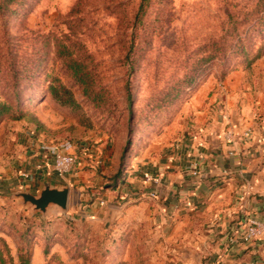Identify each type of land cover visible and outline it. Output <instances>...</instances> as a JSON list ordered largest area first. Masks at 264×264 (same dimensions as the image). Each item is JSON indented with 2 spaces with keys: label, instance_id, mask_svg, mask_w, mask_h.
<instances>
[{
  "label": "rangeland",
  "instance_id": "obj_1",
  "mask_svg": "<svg viewBox=\"0 0 264 264\" xmlns=\"http://www.w3.org/2000/svg\"><path fill=\"white\" fill-rule=\"evenodd\" d=\"M138 3L23 0L0 20V55L17 70L38 69L22 80L15 101L4 81L9 66L0 61V102L12 105L0 120V168L24 167L16 133L23 147L87 146L102 158L78 154L77 173L86 177L70 188L66 211L51 205L41 215L16 196L21 189L0 188V264H175L178 248L165 232L157 236L149 224L118 228L108 215L88 218L92 194L130 192L136 166L165 158L183 140L192 102L207 87L235 73L252 87L264 80V0H150L130 49ZM58 41L85 66L99 105L64 67ZM52 85L69 90L76 106L57 104Z\"/></svg>",
  "mask_w": 264,
  "mask_h": 264
},
{
  "label": "crops",
  "instance_id": "obj_2",
  "mask_svg": "<svg viewBox=\"0 0 264 264\" xmlns=\"http://www.w3.org/2000/svg\"><path fill=\"white\" fill-rule=\"evenodd\" d=\"M243 75L235 73L212 86V92L207 87L192 102L193 117L183 140L165 158L136 166V179L128 182L133 183L130 192L92 194L88 218L108 215L119 221L118 228L149 224L157 236L165 232L161 236L178 248L175 264H264V236L250 243L241 240L248 218L264 222V80L252 87ZM15 135L20 143V135ZM17 143L16 157L24 167L18 173L11 170L15 162L8 169L1 167L0 188L38 192L42 172L34 167L43 165V154L53 145L66 153L102 159L99 153L92 157L83 147L68 144ZM194 163L198 176L191 174ZM77 172L48 177L52 184L70 189L86 177ZM143 174L159 182L146 183ZM150 192L156 197L149 198Z\"/></svg>",
  "mask_w": 264,
  "mask_h": 264
},
{
  "label": "trees",
  "instance_id": "obj_3",
  "mask_svg": "<svg viewBox=\"0 0 264 264\" xmlns=\"http://www.w3.org/2000/svg\"><path fill=\"white\" fill-rule=\"evenodd\" d=\"M23 0H0V20L5 19L12 14H14ZM150 6V0H139L136 11L133 15L131 42L130 49L134 43V34L137 30V27L142 24L143 18L146 16ZM241 41L238 38L237 43ZM56 52L59 57H62V62L64 67L70 72L71 77L76 83L82 87L83 95L88 98L94 104H100L101 98L99 97V92L91 84V76L86 70L83 63L76 57L71 54L70 49L63 42L58 41L55 43ZM222 60L228 56L226 52H223ZM3 61L4 64L8 65L9 68L4 75V81L10 82L11 92L14 94V100L16 101V89L20 86L22 80L29 79L32 80L37 77L38 69L32 67L29 70H17L15 69L14 63H11V60H8V57L0 55V61ZM253 60V59H252ZM250 60L248 64L251 63ZM30 63V62H29ZM24 75V76H23ZM127 89V82H126ZM49 94L52 99L59 104L60 106L75 107L76 103L73 99V96L69 90L59 85H52L49 87ZM12 111V105L7 102H0V120L7 116Z\"/></svg>",
  "mask_w": 264,
  "mask_h": 264
},
{
  "label": "built area",
  "instance_id": "obj_4",
  "mask_svg": "<svg viewBox=\"0 0 264 264\" xmlns=\"http://www.w3.org/2000/svg\"><path fill=\"white\" fill-rule=\"evenodd\" d=\"M84 153H89V148L83 146ZM43 165L37 164L34 167L36 172H47L48 175H53L57 178H64L67 175L77 172L80 161L78 155L75 153H66L59 146L53 145L49 152L43 154ZM191 174L198 176L197 165L192 164ZM22 177L28 178L29 174H22ZM143 181L148 183L157 184L159 178L153 177L149 174H143ZM149 198H155L156 194L150 192ZM264 236V222L248 218L245 222V230L241 237V240L245 243H250L260 240Z\"/></svg>",
  "mask_w": 264,
  "mask_h": 264
},
{
  "label": "water",
  "instance_id": "obj_5",
  "mask_svg": "<svg viewBox=\"0 0 264 264\" xmlns=\"http://www.w3.org/2000/svg\"><path fill=\"white\" fill-rule=\"evenodd\" d=\"M47 172H42V181L38 192L31 193L21 189L16 194L23 204H29L35 212L44 215L49 206L54 205L62 211H66L69 205L70 189L68 186H57L49 181Z\"/></svg>",
  "mask_w": 264,
  "mask_h": 264
}]
</instances>
